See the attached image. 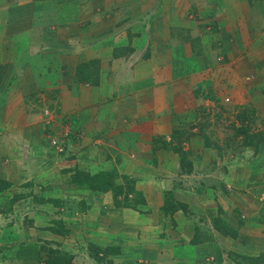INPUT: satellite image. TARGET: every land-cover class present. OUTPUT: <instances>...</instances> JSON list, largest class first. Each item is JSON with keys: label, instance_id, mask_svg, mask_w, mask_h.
I'll use <instances>...</instances> for the list:
<instances>
[{"label": "rangeland", "instance_id": "obj_1", "mask_svg": "<svg viewBox=\"0 0 264 264\" xmlns=\"http://www.w3.org/2000/svg\"><path fill=\"white\" fill-rule=\"evenodd\" d=\"M148 67L175 99L113 123L111 83ZM3 83L0 264H264L243 258L264 252V0H0Z\"/></svg>", "mask_w": 264, "mask_h": 264}, {"label": "crops", "instance_id": "obj_2", "mask_svg": "<svg viewBox=\"0 0 264 264\" xmlns=\"http://www.w3.org/2000/svg\"><path fill=\"white\" fill-rule=\"evenodd\" d=\"M176 25H178V23H176ZM182 27L181 26H178ZM175 37H181L179 34ZM127 38L129 40H131L132 42L135 41L133 34L128 33L127 34ZM146 39V37H145ZM179 42V41H178ZM132 67V66H131ZM33 73H36L37 70L33 69L32 70ZM127 74L128 76L123 77V82L121 83L122 85L117 86V88L115 87V85H113V82L111 83L112 85V90L110 95L107 98V102L109 103V105H107L106 107L109 106V109H114V111H107L104 112L103 115L105 113H107V115H110V117L112 116L113 118V123H115V118H117V116L121 115V119H123V117L125 116H131L134 119L138 118L141 114V112H147L149 109L151 108H155L157 107V100L159 99H167L168 100H174L175 96L177 94V91L172 87L169 90V85L167 83V85L162 86V84H159L161 82H159L157 80L156 75H151V69L148 67L146 68V70L143 72V76L146 78H140L137 79V77H134V69L132 70V68H128L127 70ZM148 76V77H147ZM156 77V79H155ZM5 87V84H1L0 85V100L2 99V95H4L3 93L5 92V89L3 88V86ZM38 85V84H36ZM86 86V88H85ZM81 86L80 88H85L84 91L81 92L80 89V95H82L81 97H79V100L77 101L79 108H84V109H93L92 111L94 112L93 115V120L91 121V123L95 122L97 123L99 120H97L102 114L99 112H103L102 109H100V105H95L94 107H87L88 103H92L96 100H98L97 95L91 96V86ZM157 87H161L163 89H161L159 92H155ZM13 92H18L17 95H19V97H25L26 92H31L32 89H30L29 87H23V88H19V87H14V89H12ZM99 90V89H98ZM23 94H21V93ZM70 92V91H67ZM165 92V93H164ZM170 95V97H169ZM99 96V95H98ZM172 98V99H171ZM78 99V98H77ZM76 102V101H74ZM6 102H4L5 104ZM76 103V105H77ZM167 106V104H166ZM119 109V110H116ZM8 108L7 106L1 104L0 105V124H5L8 123L10 120H7V118L11 117L12 115H10V113L8 112ZM96 114V115H95ZM163 118H165V113H162ZM25 119L26 118H34L33 116H27V114L24 112V114L22 115ZM86 116H90V112L87 113ZM37 117V116H36ZM157 117V116H156ZM5 118V119H3ZM118 120V118H117ZM126 120V119H125ZM93 123V124H95ZM104 123V122H103ZM107 122L105 121L104 126ZM101 122L97 123V126L100 127L102 125H100ZM96 126V127H97ZM5 162V160H3ZM5 165H3L2 163V167H4ZM8 179H11L10 177H7ZM177 214H180L177 212ZM179 219V217H178ZM252 225L259 227L256 223H252ZM242 233V231H241ZM193 239V238H192ZM196 242L199 241V237H196Z\"/></svg>", "mask_w": 264, "mask_h": 264}, {"label": "trees", "instance_id": "obj_3", "mask_svg": "<svg viewBox=\"0 0 264 264\" xmlns=\"http://www.w3.org/2000/svg\"><path fill=\"white\" fill-rule=\"evenodd\" d=\"M242 121L244 122L245 119L244 117H242ZM247 127L243 124L240 127H237V132L238 133H247ZM250 143H252V141H250ZM79 181L85 185L86 183L93 189H107L110 187L111 184H113V180L111 175H109V173H105L103 172L102 174H98L96 176L93 177V179H90V181L84 179V178H80L79 177ZM96 181H98V185L97 183H95ZM222 213V211H221ZM254 223H256L258 226L264 225V204H262V207L259 209V211L257 212L256 218L253 219ZM215 226L216 228L222 232L223 234H232L233 237H238L239 236V229H234V228H230L228 226V223L224 222V220L222 219V217H217L215 220ZM246 223V220L241 221L240 223V227L244 226ZM239 227V228H240ZM52 252L54 253H58V257L56 258V260H48L46 264H66L64 261V257H73V255L68 254L66 251L61 250V249H54L52 250ZM111 253V252H110ZM244 260L247 261H252V262H257L259 260L262 261V259H264V252L261 255L258 256H252L250 254H244L243 255ZM97 260L102 261V257L100 255H97Z\"/></svg>", "mask_w": 264, "mask_h": 264}, {"label": "built area", "instance_id": "obj_4", "mask_svg": "<svg viewBox=\"0 0 264 264\" xmlns=\"http://www.w3.org/2000/svg\"><path fill=\"white\" fill-rule=\"evenodd\" d=\"M49 108V107H48Z\"/></svg>", "mask_w": 264, "mask_h": 264}]
</instances>
